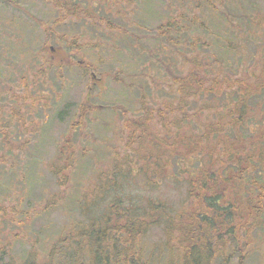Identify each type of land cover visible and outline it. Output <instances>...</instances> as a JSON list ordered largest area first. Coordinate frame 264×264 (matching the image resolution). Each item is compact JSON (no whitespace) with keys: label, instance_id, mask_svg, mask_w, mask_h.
<instances>
[{"label":"rangeland","instance_id":"rangeland-1","mask_svg":"<svg viewBox=\"0 0 264 264\" xmlns=\"http://www.w3.org/2000/svg\"><path fill=\"white\" fill-rule=\"evenodd\" d=\"M174 1L68 0L79 19L67 16L58 23L52 0H0V264H29L31 254L40 264L57 237L86 227L115 197L124 206L159 200L175 211L186 203L185 176L176 166L171 180L136 173L111 186L105 177L115 155L125 156L122 108L137 115L142 92L150 105L158 104L171 76L190 67L187 59L208 57L204 46L192 52L189 44L199 30L182 18L185 27L173 34L180 44L157 38V29L183 11L207 15L204 0ZM212 2L216 13L222 10L237 22L236 16L252 21L262 8V0H253V9L246 2L245 11L232 0ZM102 19L113 32L104 30ZM263 26L257 34L253 29L254 38L244 30L247 37L240 39L243 53L254 56L247 70L264 61ZM200 37L209 42L206 34ZM64 138L70 148L62 147ZM260 222L255 229H245L248 223L238 229V249H228L227 261L215 264H263L264 216ZM144 241L166 255L162 225Z\"/></svg>","mask_w":264,"mask_h":264},{"label":"trees","instance_id":"trees-1","mask_svg":"<svg viewBox=\"0 0 264 264\" xmlns=\"http://www.w3.org/2000/svg\"><path fill=\"white\" fill-rule=\"evenodd\" d=\"M52 1L58 23L67 16L79 19L69 10L68 0ZM212 1L204 0L206 17L183 11L157 29V38L177 46L181 42L173 34L178 35L184 24L197 27L199 36L206 34L209 42L196 33L189 46L192 52L204 46L202 54L210 61L208 57L187 59L190 67L181 76H171L158 104L150 105L142 92L137 115L122 108L125 156L115 155L105 175L111 186L136 173L164 181L173 178L176 166L185 176L186 203L175 211L159 200H148L146 207L128 201L129 206H124L115 197L86 227L57 237L40 264L225 263L227 250L233 253L239 247L238 229L247 223L245 229L260 225L264 216V61L258 66L252 63L256 66L247 70V59L254 56L243 53L246 46L240 39L247 37L246 32L254 38L253 29L257 34L264 25V0L250 22L239 16L234 18L241 22L233 21L222 10L216 13ZM232 1L244 11L246 2L253 9V0ZM214 15L221 21H214ZM84 17L94 20L89 13ZM102 24L104 30L114 31L105 20ZM255 120L258 123H252ZM64 139L62 147L70 148L69 139ZM67 166L69 161L62 169ZM52 173L58 176L60 172L53 168ZM159 225L164 230L166 255H161L162 248L157 251L144 241L146 233ZM29 258V264H37L33 254Z\"/></svg>","mask_w":264,"mask_h":264},{"label":"flooded vegetation","instance_id":"flooded-vegetation-1","mask_svg":"<svg viewBox=\"0 0 264 264\" xmlns=\"http://www.w3.org/2000/svg\"><path fill=\"white\" fill-rule=\"evenodd\" d=\"M52 51V50H51Z\"/></svg>","mask_w":264,"mask_h":264}]
</instances>
